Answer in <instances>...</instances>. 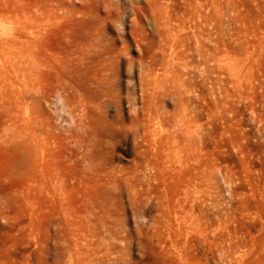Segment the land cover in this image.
<instances>
[{"label":"rangeland","instance_id":"374dc122","mask_svg":"<svg viewBox=\"0 0 264 264\" xmlns=\"http://www.w3.org/2000/svg\"><path fill=\"white\" fill-rule=\"evenodd\" d=\"M65 2L0 0V264H264V0Z\"/></svg>","mask_w":264,"mask_h":264},{"label":"bare ground","instance_id":"6f19581e","mask_svg":"<svg viewBox=\"0 0 264 264\" xmlns=\"http://www.w3.org/2000/svg\"><path fill=\"white\" fill-rule=\"evenodd\" d=\"M50 1L53 4V8H56V7L58 9L66 8V2H65L66 0H50ZM104 1L108 7L115 8V9L119 10L120 0H104ZM129 1L131 4V11H132L131 29H130L131 34H134L135 31H137L138 29H140L142 27V22H141L139 11L143 10L144 7H148L151 10V16L147 17V20L149 21V23H151L153 25V27L155 28V31L159 32L160 27L163 26V23L161 22V19L159 18V15H158L159 9L161 7L159 0H129ZM212 20H213V17H212ZM203 48H204V46L201 47V49L204 51L205 48L204 49ZM73 57H74V53L70 52L68 54V60L73 59ZM202 61H205V62L207 61L205 56L202 59ZM191 62H188V65H191ZM194 64H195V62H194ZM203 64H205V63H203ZM188 65L186 64V66H188ZM192 65H193V62H192ZM199 65H196V66H199ZM29 66L30 65L26 62L10 63L6 60L5 57L0 58V77H3L7 82H10V83L16 85L19 88V90L21 91V94L24 98H32V94L30 93V82L28 80L27 73H26L29 70ZM194 66L195 65H193V67ZM183 67H185V66L183 65ZM179 78H180L179 76L178 77L176 76L174 78V80H175L174 82L178 86V88H177L178 91L181 92L182 86L184 87V85H186L187 82L182 80V79H179ZM190 81H192V80L191 79L188 80L189 84L191 83ZM185 87H187V86H185ZM70 99L72 100V102H75L76 101V95L71 94ZM182 105H183L182 108H184V109L188 108L187 103L182 102ZM189 124L190 123L187 121V119L185 120L182 117L178 121V126L180 128V134L174 135V137H176L178 139L183 138V139L187 140L189 144L192 145V143H194V140H193L194 136H190V125ZM61 253L63 255H66L67 249L65 247H62ZM86 260H87L86 261L87 264H103L104 263L103 261L99 260L97 257H88ZM59 264H80V263L76 262L71 257H60L59 258Z\"/></svg>","mask_w":264,"mask_h":264}]
</instances>
